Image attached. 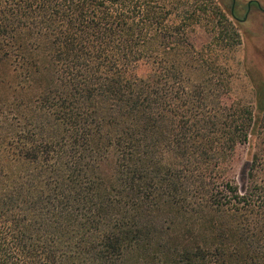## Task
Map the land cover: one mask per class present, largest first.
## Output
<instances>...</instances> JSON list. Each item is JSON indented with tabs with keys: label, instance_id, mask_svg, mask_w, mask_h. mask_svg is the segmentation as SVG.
Masks as SVG:
<instances>
[{
	"label": "trees",
	"instance_id": "trees-1",
	"mask_svg": "<svg viewBox=\"0 0 264 264\" xmlns=\"http://www.w3.org/2000/svg\"><path fill=\"white\" fill-rule=\"evenodd\" d=\"M168 15L0 0V264H264V65L247 48L255 109L226 103Z\"/></svg>",
	"mask_w": 264,
	"mask_h": 264
},
{
	"label": "rangeland",
	"instance_id": "rangeland-1",
	"mask_svg": "<svg viewBox=\"0 0 264 264\" xmlns=\"http://www.w3.org/2000/svg\"><path fill=\"white\" fill-rule=\"evenodd\" d=\"M153 7L163 8L174 24L192 19L187 35L196 50L208 59L216 76L220 73L229 86L226 103L255 109L253 86L244 69L247 48L264 65V26L253 22L241 25L231 20L222 0H149ZM247 35V38L245 37ZM219 69V70H218ZM255 153L264 152V130L256 141ZM249 160L247 145L236 147L234 155L222 167L227 178L242 186L244 169Z\"/></svg>",
	"mask_w": 264,
	"mask_h": 264
},
{
	"label": "flooded vegetation",
	"instance_id": "flooded-vegetation-1",
	"mask_svg": "<svg viewBox=\"0 0 264 264\" xmlns=\"http://www.w3.org/2000/svg\"><path fill=\"white\" fill-rule=\"evenodd\" d=\"M226 2L228 14L235 23L249 25L253 22L264 26V0H222ZM247 38V35H245Z\"/></svg>",
	"mask_w": 264,
	"mask_h": 264
}]
</instances>
